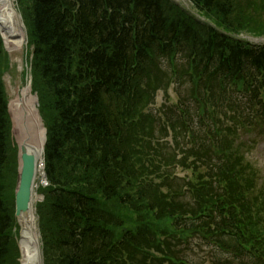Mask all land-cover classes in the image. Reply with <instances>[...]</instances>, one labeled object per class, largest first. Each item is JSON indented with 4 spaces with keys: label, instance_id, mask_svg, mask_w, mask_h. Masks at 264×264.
<instances>
[{
    "label": "trees",
    "instance_id": "16d2710c",
    "mask_svg": "<svg viewBox=\"0 0 264 264\" xmlns=\"http://www.w3.org/2000/svg\"><path fill=\"white\" fill-rule=\"evenodd\" d=\"M189 1L221 31L170 0H20L32 89L48 113L44 264H192L200 245L215 264H264V188L251 164L217 139L221 155L214 140L185 152L191 180L159 167L175 162L165 137H153L163 121L149 107L163 60L189 74L194 95L217 87L258 98L264 122V47L225 34H261L242 14L258 13V0ZM10 122L0 80V264H17L14 188L4 183Z\"/></svg>",
    "mask_w": 264,
    "mask_h": 264
},
{
    "label": "rangeland",
    "instance_id": "374dc122",
    "mask_svg": "<svg viewBox=\"0 0 264 264\" xmlns=\"http://www.w3.org/2000/svg\"><path fill=\"white\" fill-rule=\"evenodd\" d=\"M175 2L178 5H181V7H183L191 15L198 16L205 23H206V21L209 22L208 19L205 20L203 17H200L201 15L196 13V11L191 7L189 1H187V0H176ZM19 3H20V0H14L13 1L15 10L17 11L18 14H20V16L22 17V22H24V20H23L24 14L21 10V7H18ZM256 7L259 10L258 13H256V14L253 13L252 11L254 9H251L248 7V8H243L244 10H243L242 14H243V17L247 19L244 21L249 22V19H250V23H253L259 27L261 34L256 35L254 33L248 32V31H245V32L242 31L243 34H241V36L240 35L239 36L242 37L244 35V33H246L251 37H259V39H261L260 42H262V44H264V1L258 0ZM210 24L212 25V23H210ZM23 25H24V23H23ZM246 25L248 26V23H246ZM24 28H26L25 32L27 33V39H28V28L26 25ZM0 39H2V55H1V62H0V65H1L0 66V73H1L0 78L1 79L0 80L2 81L3 90H4L5 98L7 101V105H9V107H10V99L12 100L13 98H15L19 94L20 90L25 85H27V83L29 85H32V83L29 80V79H31V81H32L31 47L29 46V44H26L23 47H21V49H19L18 51H10L6 47L1 35H0ZM185 81L186 80L184 79L183 83H185ZM156 85H157V87H156ZM162 87H163V80H160V79L158 81L156 80L155 81V88L156 89L154 88L152 95L150 94L148 97L149 99H151L152 102H153V99L155 100L153 103L154 108L163 107L169 103H179L180 101L186 99L191 94L190 88H188L187 90H186V88L179 89V88H177L176 85L172 84L166 91H162V90L159 91L157 93V96H156L155 92L159 88H162ZM31 90H32L33 95H36L35 92H33L34 90L32 89V87H31ZM233 98L234 99H240V96L238 94H233ZM37 99H38V97H37ZM36 108H38L41 124H42L43 130L45 131L46 130V127H45L46 120L43 117L44 112H41V105L39 104V99L37 100V107ZM46 114H48V113L46 112ZM46 114L44 113L45 116H46ZM9 118L11 119V116ZM10 121H11L10 122L11 124H10L9 138H8V158H7V162L5 165L4 183L8 189L12 190L16 186V172H17L16 144H17V139H16V132H15L14 126H13V121L12 120H10ZM169 130L170 129L167 127V134L171 135L168 132ZM156 131L157 130L153 131V137H155V138H157V136H156L157 134L159 135V131H157L158 133ZM209 131L210 130H208V132ZM174 133L177 134V131H174ZM240 135L243 136L244 134L241 132ZM45 136H46V133H45ZM177 139H179V140H176L180 144L179 146L173 145V146L168 147L169 151H171V153L175 156V162L168 165L164 161L160 162V158H159V162H160L159 167H160V170L162 173L164 171L171 173L172 177H175L176 179H178L179 183L182 184V181H185L184 179L187 180V179H190V177H191L190 176L191 158L186 160L184 165L180 164L179 162L185 157L186 150H188L192 146L190 143L191 139H188V136L186 137L187 143H186V140L184 139V137H178ZM244 139L247 140L248 138L244 137ZM183 140H185V143L183 142ZM168 141L170 142L173 140H168ZM229 141H231L230 136H229ZM170 143H172V142H170ZM242 143H245L246 150L243 151L245 158L248 161H250L254 166H256L262 172V174H264V131H263V134L261 136L256 137L254 146H253L254 142L242 141ZM165 150H167V149L165 148ZM44 188L37 191L36 203L38 201H39V203H41L44 200ZM183 189H184V186H183ZM39 203L36 204L37 214H38L37 206ZM38 218H39V214H38ZM16 233H17V231L14 228V231L12 230V240L15 244V247L17 248ZM199 250H201L200 246L198 247V249H194L190 252V253L195 252V257L193 258V264H214L215 263V262H213L211 255H206L204 253H201V252H199ZM16 256H18L17 249H16Z\"/></svg>",
    "mask_w": 264,
    "mask_h": 264
},
{
    "label": "bare ground",
    "instance_id": "6f19581e",
    "mask_svg": "<svg viewBox=\"0 0 264 264\" xmlns=\"http://www.w3.org/2000/svg\"><path fill=\"white\" fill-rule=\"evenodd\" d=\"M14 0H0V35L10 51H18L24 46L26 28L20 15L15 10ZM36 97L27 83L19 94L10 99L9 113L13 121L19 147L26 153L41 156L43 129L37 118ZM45 184L42 168L37 171L35 189L38 191ZM19 264H43L41 261V243L37 219L33 207L15 224Z\"/></svg>",
    "mask_w": 264,
    "mask_h": 264
},
{
    "label": "water",
    "instance_id": "95a60500",
    "mask_svg": "<svg viewBox=\"0 0 264 264\" xmlns=\"http://www.w3.org/2000/svg\"><path fill=\"white\" fill-rule=\"evenodd\" d=\"M37 113V112H36ZM38 118V117H37ZM45 143V131L43 137V147ZM42 156H36L32 153H26L22 147H19V173L17 179V189L14 195L15 213L14 217L17 221L21 217L27 216L28 211L32 208L33 199L35 196L34 187L36 174L38 171V163L42 162Z\"/></svg>",
    "mask_w": 264,
    "mask_h": 264
}]
</instances>
